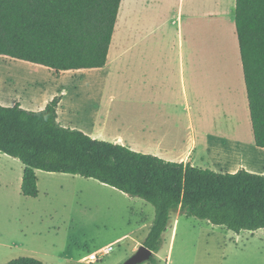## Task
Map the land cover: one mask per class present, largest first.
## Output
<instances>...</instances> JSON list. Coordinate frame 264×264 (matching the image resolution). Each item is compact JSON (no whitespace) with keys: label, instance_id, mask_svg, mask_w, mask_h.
Returning a JSON list of instances; mask_svg holds the SVG:
<instances>
[{"label":"trees","instance_id":"16d2710c","mask_svg":"<svg viewBox=\"0 0 264 264\" xmlns=\"http://www.w3.org/2000/svg\"><path fill=\"white\" fill-rule=\"evenodd\" d=\"M122 0H0V57L56 73L105 68ZM236 33L255 144L264 149V0H236ZM43 111L0 105V153L24 165L21 192L39 197L37 171L92 179L155 208L144 246L159 253L174 214L236 234L264 230V175L218 173L93 139ZM156 256L150 261L156 264ZM7 264H43L21 257Z\"/></svg>","mask_w":264,"mask_h":264},{"label":"crops","instance_id":"0c3cea01","mask_svg":"<svg viewBox=\"0 0 264 264\" xmlns=\"http://www.w3.org/2000/svg\"><path fill=\"white\" fill-rule=\"evenodd\" d=\"M129 1L126 0V4L129 5ZM197 1L198 5L195 6L194 0H179L180 9L177 17H174L171 5L164 0H133L132 46L122 50L117 48L110 58L111 43L105 68L66 73L80 76L81 79L75 87L76 99L70 106H65L68 92H62L58 122L65 128L83 131L93 139L121 145L167 162L190 164L218 173L234 174L244 169L264 175V149L257 147L254 140L236 33V0H212L208 5L206 0ZM187 2L188 21L195 20V17L204 23L212 18L225 19V12L230 7L233 10L237 45L235 52L233 47L229 53L230 59L236 61L237 70L233 75L234 80L229 78L225 87L220 85L219 80L216 81L215 76L207 77L204 25L201 39L198 35V43L191 45L187 42L184 26ZM194 6L196 9L193 12L191 9ZM176 26L179 42L174 45ZM192 36L190 33L189 38ZM131 52L132 59H127ZM238 94L242 104L240 117ZM55 96L43 103V98L34 96L28 101L12 96L0 97V105L13 107L20 104L25 110L39 112ZM223 96L224 100L221 98ZM216 98L217 104L214 101ZM223 102L225 107L229 106L230 113L215 109ZM93 104L95 107L90 113L84 111V107ZM66 109L67 116L63 112ZM67 117L76 118L79 122L69 124ZM84 122L89 125L86 130L81 127ZM41 172L37 171L38 177ZM46 174L49 177L81 178ZM153 222V219L144 218L112 244L132 238L134 245L130 253L137 252Z\"/></svg>","mask_w":264,"mask_h":264},{"label":"rangeland","instance_id":"374dc122","mask_svg":"<svg viewBox=\"0 0 264 264\" xmlns=\"http://www.w3.org/2000/svg\"><path fill=\"white\" fill-rule=\"evenodd\" d=\"M164 1L171 5L173 15L177 17L179 0ZM211 1L206 0L207 5ZM197 3L194 0L195 6ZM195 6L191 9L193 12ZM188 10L187 2L184 11L187 42L191 45L198 43V35L201 39L204 25L207 77L215 76L216 81L219 80L220 85L225 87L229 78L234 80L237 70L236 61L230 59L229 53L233 47L235 52L237 45L233 10L230 7L225 12V19L212 18L205 23L198 17L188 21ZM133 20V0L129 1V5L123 0L110 58L117 48L122 50L132 46ZM190 33L193 35L191 39ZM178 42L176 26L173 43L177 45ZM126 58L132 59V52ZM79 79L80 76L56 73L0 57L2 98L12 96L28 101L34 96L43 98V103L54 94L62 98V92L66 91L65 106H70L76 99L75 87ZM221 98L224 100L225 97ZM214 101L217 104L218 99ZM238 101L240 117L242 104L239 94ZM94 107V104L86 106L84 111L90 113ZM217 108L218 111L229 112V106L225 107L224 102ZM63 112L67 116V109ZM233 113L232 107V116ZM67 122L79 121L68 118ZM88 126L85 122L81 124L85 130ZM22 168L20 160L0 153V264L21 257H34L43 264H80L84 257L111 245L144 218L155 219V208L151 204L92 179H70L60 175L49 177L41 172L38 177L39 197L25 198L21 192ZM133 245L132 238L116 243L111 254L100 257L96 264H123L136 253H130ZM155 256L156 264H264V230L236 234L206 220L177 213L163 234L161 250Z\"/></svg>","mask_w":264,"mask_h":264},{"label":"water","instance_id":"95a60500","mask_svg":"<svg viewBox=\"0 0 264 264\" xmlns=\"http://www.w3.org/2000/svg\"><path fill=\"white\" fill-rule=\"evenodd\" d=\"M154 256L155 253L152 250L142 245L137 252L123 264H144L150 262Z\"/></svg>","mask_w":264,"mask_h":264},{"label":"built area","instance_id":"2783aa9c","mask_svg":"<svg viewBox=\"0 0 264 264\" xmlns=\"http://www.w3.org/2000/svg\"><path fill=\"white\" fill-rule=\"evenodd\" d=\"M114 245L115 244L105 246L100 250L87 255L82 260H80V264H96L100 260V257L111 254V252L114 250Z\"/></svg>","mask_w":264,"mask_h":264}]
</instances>
